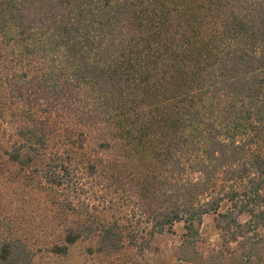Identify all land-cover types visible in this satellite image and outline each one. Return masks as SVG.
<instances>
[{
	"label": "trees",
	"instance_id": "obj_1",
	"mask_svg": "<svg viewBox=\"0 0 264 264\" xmlns=\"http://www.w3.org/2000/svg\"><path fill=\"white\" fill-rule=\"evenodd\" d=\"M64 96L82 125L67 120L65 136L53 115ZM153 107L158 120L144 122ZM156 122L169 133L159 148ZM1 134L0 159L31 172L33 189L51 187L63 226L50 253L65 256L84 238L89 252L141 254L182 221L184 260H261L264 0H0ZM124 137L143 170L124 169ZM84 178L120 195L128 212L91 211ZM208 214L220 242L205 256ZM34 256L19 237L0 241V264H36Z\"/></svg>",
	"mask_w": 264,
	"mask_h": 264
},
{
	"label": "rangeland",
	"instance_id": "obj_2",
	"mask_svg": "<svg viewBox=\"0 0 264 264\" xmlns=\"http://www.w3.org/2000/svg\"><path fill=\"white\" fill-rule=\"evenodd\" d=\"M73 103V101L70 102L68 96H64L57 104L58 109L53 113L63 124L60 132L63 136H65L63 127L67 120L71 122L73 128L82 126L74 120L73 115L76 112V107ZM158 109L154 107L146 109L143 121H157ZM86 130L94 137V131L91 128L86 127ZM149 131L153 136L151 144L156 148H159L163 141L169 137L167 127H164L160 122L151 125ZM5 140L6 136L1 134L0 147L5 144ZM124 140L125 137L116 140L121 151L119 159L124 169L130 174L136 169L143 170L147 161L143 160L141 164L139 161H135L134 150L130 153L128 145H121ZM148 148L150 149V147ZM0 162V241L9 235L21 238L35 252L34 261L36 264H193L176 255L185 231L182 221L175 222L169 231L155 234L150 247L144 249L141 254L136 253L134 248L130 247L124 248L121 253L110 256L89 252L87 248L91 247L92 242L84 238L70 246L69 252L65 256L50 253V246L56 242L60 243L63 226V218L59 213L56 214L50 205L51 187L40 186L37 190L33 189L31 179L34 176L29 179L31 172L23 174L5 162L4 157L0 159ZM78 188L82 189V193H84L82 197H87L91 211L97 212L98 216L124 215L131 206L124 207L125 202L118 194H111V192L91 187L90 178L82 179L78 183ZM215 217L214 214L205 215L199 227L200 243L198 246L205 256L215 250L216 242H220L218 231L215 228ZM242 219H244L243 216ZM252 264H264V258L253 260Z\"/></svg>",
	"mask_w": 264,
	"mask_h": 264
}]
</instances>
